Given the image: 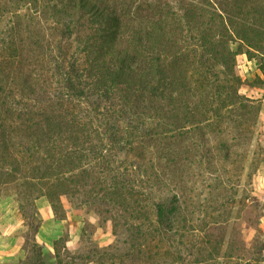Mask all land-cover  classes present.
I'll use <instances>...</instances> for the list:
<instances>
[{"label":"trees","instance_id":"16d2710c","mask_svg":"<svg viewBox=\"0 0 264 264\" xmlns=\"http://www.w3.org/2000/svg\"><path fill=\"white\" fill-rule=\"evenodd\" d=\"M245 1L0 0V15L56 48L48 76L15 48L14 75L0 80V190L18 187L23 216L47 196L58 220L62 196L95 193L84 229L112 220L115 239L125 227L135 264H264V241L246 242L232 223L253 210L242 178L258 167L264 114L239 91L238 56L264 44V9ZM210 173L212 198L198 203Z\"/></svg>","mask_w":264,"mask_h":264},{"label":"rangeland","instance_id":"374dc122","mask_svg":"<svg viewBox=\"0 0 264 264\" xmlns=\"http://www.w3.org/2000/svg\"><path fill=\"white\" fill-rule=\"evenodd\" d=\"M244 4L251 5L253 10L264 9V0H247ZM259 19L264 20L262 16L260 18V15L255 20L260 23ZM41 24L44 27L47 26L45 18L42 19ZM32 31V28L26 26L25 20L18 22L14 14L8 12L0 15V80L8 81L14 75L18 61L14 51L17 47L24 50V61L31 63L39 71L44 70V74L48 76L47 70H50L52 66L50 59L56 53V48L48 41L49 35L47 36V34L44 39L39 33L40 39L39 42H36ZM46 32L49 33L48 30ZM230 45L233 49H237L239 43ZM243 48L247 49L246 46ZM251 52V57L246 53L238 56V72L242 78L239 91L243 95L262 100L264 103V44L262 49L251 50ZM31 53L36 56H30L31 60L29 61L27 56ZM261 116L258 125L254 128L252 144L253 150H256L254 157L256 158L258 154L256 159L258 167L257 169H248L247 171L250 173L245 171L242 178V183L246 184L242 187L250 197L253 210L240 220H232L235 234L242 236L246 242H252L256 238L259 241H264V114L262 113ZM119 124L123 127L122 129L128 127L126 120ZM118 150L116 155H121ZM126 164L128 166V163ZM246 166L249 168L248 165ZM130 167L136 170L137 161H130ZM96 171L99 174L97 179L105 185L101 175L109 181L108 168L104 163H100L99 166H96ZM227 176L232 179L229 174ZM212 177L214 175L210 173L198 178L199 188L196 196L198 203L204 202L205 198H212L211 189L207 187V185L214 184L215 181L212 180ZM148 184L144 183L146 186ZM97 188L100 187L97 185ZM18 192L20 190L13 183L7 184L0 190V264H58L54 246L58 238L66 239L64 248L59 244V252L64 264L74 263V258L76 264L136 263L137 255L130 248V237L127 230L124 229L125 227L117 228L116 240L112 239L114 230L112 220L104 221L102 226L84 229L86 215L82 205L87 200L92 201L91 197L95 193H82L71 198L62 196L61 204L64 206L65 219L58 220L53 213L51 201L42 194L38 196L34 207H27V216H23L19 206L21 197ZM104 203L105 201L101 203L103 207H109ZM113 214H117V212L113 210ZM197 216L198 214L194 218ZM249 216L252 217V222L246 221ZM250 223L255 226H250ZM34 247L37 248L36 252ZM116 247L119 249L115 250ZM262 255L264 258V250Z\"/></svg>","mask_w":264,"mask_h":264}]
</instances>
